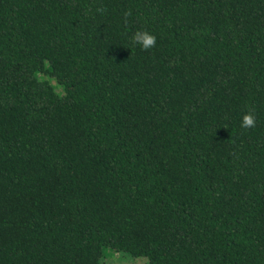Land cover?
Instances as JSON below:
<instances>
[{"label":"trees","instance_id":"obj_1","mask_svg":"<svg viewBox=\"0 0 264 264\" xmlns=\"http://www.w3.org/2000/svg\"><path fill=\"white\" fill-rule=\"evenodd\" d=\"M111 250L264 264V0H0V264Z\"/></svg>","mask_w":264,"mask_h":264},{"label":"clouds","instance_id":"obj_2","mask_svg":"<svg viewBox=\"0 0 264 264\" xmlns=\"http://www.w3.org/2000/svg\"><path fill=\"white\" fill-rule=\"evenodd\" d=\"M134 41L143 49L147 50L156 45V36L148 31H137L134 36ZM255 126V116L249 112L243 115L240 122V127L250 128Z\"/></svg>","mask_w":264,"mask_h":264},{"label":"rangeland","instance_id":"obj_3","mask_svg":"<svg viewBox=\"0 0 264 264\" xmlns=\"http://www.w3.org/2000/svg\"><path fill=\"white\" fill-rule=\"evenodd\" d=\"M51 83L54 85L57 93L63 94V87L60 84L54 79H51ZM103 264H148V260L146 258H134L128 254L111 250L107 253Z\"/></svg>","mask_w":264,"mask_h":264}]
</instances>
